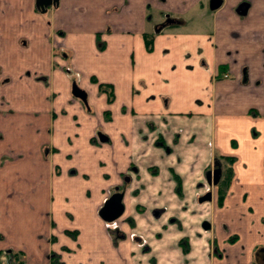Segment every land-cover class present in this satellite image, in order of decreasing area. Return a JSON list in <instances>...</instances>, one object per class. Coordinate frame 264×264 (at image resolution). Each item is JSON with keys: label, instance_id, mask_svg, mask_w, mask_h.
<instances>
[{"label": "crops", "instance_id": "1", "mask_svg": "<svg viewBox=\"0 0 264 264\" xmlns=\"http://www.w3.org/2000/svg\"><path fill=\"white\" fill-rule=\"evenodd\" d=\"M202 1L0 0V264H264V1L190 28ZM154 12L179 22L148 51ZM232 45L245 85L233 63L212 78ZM214 154L234 158L222 199ZM115 192L114 237L98 212Z\"/></svg>", "mask_w": 264, "mask_h": 264}, {"label": "rangeland", "instance_id": "2", "mask_svg": "<svg viewBox=\"0 0 264 264\" xmlns=\"http://www.w3.org/2000/svg\"><path fill=\"white\" fill-rule=\"evenodd\" d=\"M262 1H264V0H259V2H262ZM154 13H152V14H154V19L152 21H149V23L146 26V31L147 32H145V33H149V34H152V35L154 34V32H153V25H154V23H156L157 21L162 20V18H163V13H161V15L158 14V13H156V12H154ZM263 13H264V10H263V12H262L261 15L259 14V16H260L259 17L260 27H259V30H257V32H255V33H258V34H263V32H264V26H263L264 25V14ZM216 15L217 14H213V13H211L209 11L208 0H203L200 4H198V6L193 11L189 12L186 15V18H187V20L189 21L190 24H193L194 23L193 26H190V28H194V27L197 26V25L196 26H194V25H195V21H198V19L206 20L209 23V26L212 28L213 27V22L215 21ZM209 26H206L204 28H207ZM262 45L263 44H261L260 46H262ZM227 48L228 49H226L227 51L225 53V54H227L226 55V58L223 57L224 60L226 59L225 60L226 62L224 64H218L217 66H214V68H216V69L214 70L215 71L214 72L215 74L214 75L212 74V78L215 81H219V80H223V79H230V78L231 79H235L236 78L235 77V74L234 73L230 74L228 72L229 67L231 65L230 63H233L232 67H234L235 64H236V66L237 65L240 66V63L243 62V60L245 61V59H242L241 58L240 54L235 55L236 52H238V53H240V52L237 51V49L235 50L233 45L232 46H229ZM253 53H255V49H254ZM222 55H224V54L222 53ZM231 55H233V56H231ZM234 55H235V57H234ZM260 55L259 56H260L261 59L259 57L258 58H259V60H262L263 59L262 53ZM257 65H258L257 68L264 72V60H262L261 62L259 61V63ZM244 66L247 68L246 64L245 65L242 64V66H240V68H241V70L243 72V73H241L242 74V77H241L240 82L243 85H245V83H246V76L244 75V71H243V69H244L243 67ZM233 69H235V68H233ZM236 69H238V66H237ZM260 77L261 78H259V79H257L255 81V84L258 87H261V89H262V88H264V73H260ZM257 112L258 111L256 110L253 114H255ZM220 157H221V159H220ZM223 157H226V156L214 154V160L217 159L219 162H221L222 163V167H224L226 165L225 163H228L229 164V162L227 160H225ZM233 160H234V158H233ZM233 160L231 161V163H233ZM118 219L115 221V222H117V224H118V222L120 223V220H118ZM110 232H112V231H110ZM113 236H114V233H113Z\"/></svg>", "mask_w": 264, "mask_h": 264}, {"label": "water", "instance_id": "3", "mask_svg": "<svg viewBox=\"0 0 264 264\" xmlns=\"http://www.w3.org/2000/svg\"><path fill=\"white\" fill-rule=\"evenodd\" d=\"M221 0H210V8L211 9H216L219 5H220ZM58 4V0H36V5L44 10L46 7L51 6V5H56ZM244 7L245 9H243V11L241 12V14H245L246 13V8L248 7V5L246 3H243L242 5H240V7ZM172 20H169V23ZM71 92L72 95L81 99L85 105H87V101H86V93L79 88V86L77 85L76 82L72 83L71 86ZM220 163H218V161H215V169L213 170H209L206 173V178L208 179V181H210L209 179H213V184H216L220 178V173H221V167L219 166ZM125 179L127 180L128 177H125ZM122 193L120 192H115L113 193L110 197H108L103 205L100 207L99 209V216L100 218L109 223V222H113L116 221L118 219V217L121 216V214L123 213L124 210V205L122 204ZM211 198V193L207 192L206 194L202 195L199 200L200 202L205 201V200H210ZM205 229L209 228V224L208 222H204L202 225Z\"/></svg>", "mask_w": 264, "mask_h": 264}, {"label": "trees", "instance_id": "4", "mask_svg": "<svg viewBox=\"0 0 264 264\" xmlns=\"http://www.w3.org/2000/svg\"><path fill=\"white\" fill-rule=\"evenodd\" d=\"M144 37V42H145V47L148 51H151L153 48V35L149 34V33H144L143 34ZM99 90L102 92H105L107 94L108 97V101H111L113 99V90H112V86L110 84H104V83H99L98 84ZM225 160H227L229 162L225 163L226 165L222 170V175L220 177V180L218 182L219 188H220V198L222 199L223 193L225 191V188L227 186L228 181L230 180L231 176H232V169H231V161L233 160L232 157H223ZM221 159V157H220ZM179 183V182H178ZM68 234H71L70 232H68ZM182 246L184 247V251H187V248L185 247L186 243L185 240L181 241ZM13 259L15 260H19L21 258V255L19 253H14L11 252L9 253Z\"/></svg>", "mask_w": 264, "mask_h": 264}, {"label": "flooded vegetation", "instance_id": "5", "mask_svg": "<svg viewBox=\"0 0 264 264\" xmlns=\"http://www.w3.org/2000/svg\"><path fill=\"white\" fill-rule=\"evenodd\" d=\"M226 2V0H221V2H220V5L216 8V9H211L210 8V0H208V7H209V10L211 11V12H213V11H216L217 9H219L220 7H222L223 5H224V3ZM243 3H246L247 5H248V7L246 8V13L245 14H241V12L243 11V9H245V6L243 7H240V5H242ZM252 2H251V0H238L237 2H236V4L234 5V7H233V11H234V13L236 14V16H238L239 18H244V17H246L247 15H248V13H249V9L251 8V6H252V4H251ZM169 20H172L170 23H169ZM175 22H179L178 20H175L174 18H172V17H169V16H164L163 17V21H162V23H160V25L158 26V27H156V29H160L161 27H163V26H165V25H168V24H175ZM244 69H243V71H246V67H243ZM215 161H218L217 159H215L214 160V162H213V166H212V168H210V170H213V169H215ZM218 163H220L219 161H218ZM219 166L221 167V173H220V176L222 175V170H223V168H222V164L220 163L219 164ZM208 171H209V169H208ZM206 173H207V171L205 172V179H206V184L208 185V186H212V184H213V179L211 178V179H209L210 181H208V179L206 178ZM207 192H209V191H207ZM206 192V193H207ZM205 193V194H206ZM204 195V194H203ZM130 220V219H129ZM110 231H112L113 233H114V236L116 235V234H118V231H119V224H117L116 223V225L115 226H112V227H110ZM135 239H137V237H135Z\"/></svg>", "mask_w": 264, "mask_h": 264}, {"label": "built area", "instance_id": "6", "mask_svg": "<svg viewBox=\"0 0 264 264\" xmlns=\"http://www.w3.org/2000/svg\"><path fill=\"white\" fill-rule=\"evenodd\" d=\"M108 224H109L110 227H112V226H115V225H116V222L113 221V222H109ZM21 264H26V263L23 262V263H21Z\"/></svg>", "mask_w": 264, "mask_h": 264}]
</instances>
